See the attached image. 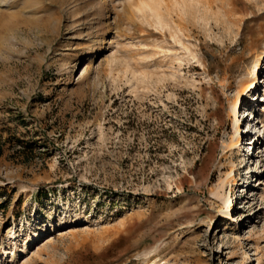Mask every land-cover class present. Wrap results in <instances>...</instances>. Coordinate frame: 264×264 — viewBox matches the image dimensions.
<instances>
[{
    "label": "rangeland",
    "instance_id": "1",
    "mask_svg": "<svg viewBox=\"0 0 264 264\" xmlns=\"http://www.w3.org/2000/svg\"><path fill=\"white\" fill-rule=\"evenodd\" d=\"M0 264H264V0H0Z\"/></svg>",
    "mask_w": 264,
    "mask_h": 264
}]
</instances>
